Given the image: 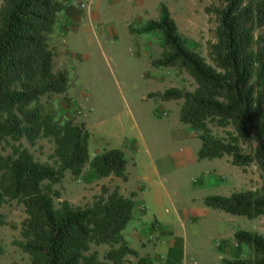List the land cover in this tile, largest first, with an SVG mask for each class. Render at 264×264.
Instances as JSON below:
<instances>
[{
	"label": "rangeland",
	"instance_id": "1",
	"mask_svg": "<svg viewBox=\"0 0 264 264\" xmlns=\"http://www.w3.org/2000/svg\"><path fill=\"white\" fill-rule=\"evenodd\" d=\"M59 1L65 9L58 16L50 48L54 70L68 76V89L42 96L38 105L58 123L83 125L91 137L89 160L79 177L66 171L60 183H44L55 208L64 201L74 207L92 206L115 188L128 193L135 186L141 188L149 213H159L168 222L166 227L155 224L142 230L136 227V231L127 227L123 233L128 245L140 257H149L151 264H224V259L251 258L249 248L237 243L234 235L247 230L264 236V215L256 219L233 216L207 208L204 200L232 192L231 177L237 179L236 192L261 191L263 174L254 164L234 166L231 156L199 159L202 132L181 122L184 101H163L160 96L170 88L194 92L197 84L180 67L154 65L164 53L161 32L139 33L148 21L160 18L165 5L185 46L213 66L210 53L217 43L221 0ZM2 4L0 0V8ZM208 126L217 138L228 139L227 133L234 132L215 122ZM20 144L36 160L58 165L54 138L41 137L31 143L26 138H7L0 142V154L10 156L12 146ZM114 148L123 150L130 162L131 185L97 172L104 152ZM242 149L251 150L244 142ZM223 179L225 183L220 184ZM0 215L5 221L0 226V264H31L29 255L16 244L23 241L22 225L28 218L24 205L7 200ZM111 247L93 244L89 254L97 252L104 260ZM127 262L135 264L137 258L128 256Z\"/></svg>",
	"mask_w": 264,
	"mask_h": 264
},
{
	"label": "trees",
	"instance_id": "2",
	"mask_svg": "<svg viewBox=\"0 0 264 264\" xmlns=\"http://www.w3.org/2000/svg\"><path fill=\"white\" fill-rule=\"evenodd\" d=\"M0 8V142L11 138L30 143L54 138L57 166L42 163L23 145H13L12 155L0 154V209L7 200H17L28 218L22 225L23 241L16 244L29 255L31 264H148L123 238L133 218L132 197L119 188L92 206L74 207L64 201L56 209L50 189L66 171L79 177L89 160L90 133L72 121L58 123L38 105L46 94H62L68 76L54 70L50 37L65 9L59 0H2ZM217 43L211 46L213 66L185 46L167 6L158 20H150L139 33L161 32L164 53L154 65L180 67L196 82L194 92L170 88L163 101L183 100L180 119L202 132L201 160L232 157L238 167L256 165L264 178V0H221ZM133 32V31H132ZM232 127L228 139L213 136L209 123ZM242 142L250 151L242 149ZM255 147H252V145ZM128 160L123 150L103 154L97 172L128 181ZM56 196H60L56 193ZM204 204L233 216L256 219L264 215L261 191L235 192L231 196L209 195ZM5 221L0 215V226ZM234 238L251 252L249 259H224V264H264V236L239 230ZM111 245L100 260L92 245ZM118 247H115L117 246Z\"/></svg>",
	"mask_w": 264,
	"mask_h": 264
},
{
	"label": "crops",
	"instance_id": "3",
	"mask_svg": "<svg viewBox=\"0 0 264 264\" xmlns=\"http://www.w3.org/2000/svg\"><path fill=\"white\" fill-rule=\"evenodd\" d=\"M137 153L138 152L136 151V161L134 162V165H135V167L138 168L140 164H139V162H137V159H138V156H139V154H137ZM129 168H130V162L128 161V165H127L128 182L127 183L131 185V183H132V175L129 174ZM140 178L142 179L143 177H140ZM144 179H146V178L144 177ZM231 180H232L231 188H233L232 192L228 191L227 194H224V195L223 194L221 195L219 193L213 194V195H221V196L229 197L233 193H235L236 191L234 189V186L237 184V179L231 177ZM225 181H226V179L221 180L220 184L225 183ZM138 182H141V180L139 179ZM134 187L135 186H133L132 187L133 189L131 191H129L128 193L125 192V189H121L120 190L121 195H123L126 198H131L132 197V193H135V196L132 197V199L134 201L133 218L129 222L127 227L128 228H135V231H136V227H139V228L142 227L141 228V230H142V229H145V227H154L155 224H158L160 227L161 226L162 227H166V224L168 222H164L163 221L164 218H162V216H160L159 213H153L152 211L149 213V208L147 206V203H146L145 199L143 200V198L141 197V188L138 189V188H134ZM205 197H207V196H205ZM207 208H209V207H207ZM210 209H212V208H210ZM148 215H150V216H148ZM176 216H177L178 221L182 223L183 219L180 217L181 215L177 214ZM148 264H151V262L149 261Z\"/></svg>",
	"mask_w": 264,
	"mask_h": 264
}]
</instances>
